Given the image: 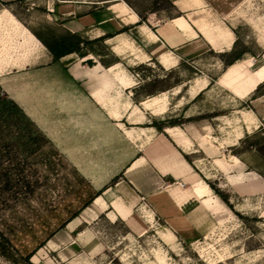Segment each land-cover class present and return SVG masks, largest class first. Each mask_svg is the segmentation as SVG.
I'll return each mask as SVG.
<instances>
[{
    "label": "rangeland",
    "instance_id": "1",
    "mask_svg": "<svg viewBox=\"0 0 264 264\" xmlns=\"http://www.w3.org/2000/svg\"><path fill=\"white\" fill-rule=\"evenodd\" d=\"M90 1L121 2L143 26L148 20L161 23L182 16L179 7L192 8L190 21L232 33L234 43L227 52L203 46L177 60L171 70L156 60L136 64L137 99L167 93L168 110L152 123L163 129L179 127L195 141L191 152L196 154L187 162L228 213L209 215L196 236L176 235L162 221L150 220L140 206L130 220L135 233L125 222L100 215L80 226V235L69 234L60 225L93 192L42 136L14 116L13 126L0 120V264H264V186L258 188L264 185V85L241 99L233 93L264 63V0H199L198 5L185 0L184 6L176 0ZM28 8L24 0L0 3V10H7L41 41L66 36L47 19L44 8ZM86 48L95 52L90 54L95 61H116L104 44ZM228 63L236 64L227 68ZM194 80L205 82L206 89L191 100L186 90ZM175 91L180 94L174 96ZM0 100L10 103L1 90ZM200 137L213 146L202 149ZM231 157L240 165L230 173L242 185H228L229 177L214 164L219 159L231 165ZM17 165L24 169L21 175L14 173ZM7 180L10 189H4Z\"/></svg>",
    "mask_w": 264,
    "mask_h": 264
},
{
    "label": "crops",
    "instance_id": "2",
    "mask_svg": "<svg viewBox=\"0 0 264 264\" xmlns=\"http://www.w3.org/2000/svg\"><path fill=\"white\" fill-rule=\"evenodd\" d=\"M24 1L29 11L44 8L47 19L65 34L85 41L108 36L103 44L116 58L107 66L90 54L82 59L71 54L54 62L22 22L7 10H0L1 93L89 189L100 193L66 224L69 234L80 235V226L100 215L125 222L135 233L137 228L130 220L139 206L149 213L150 220L162 221L173 233L184 237L201 234L209 215H226V208L187 162L196 154L191 152L195 141L179 127L158 132L151 126L167 112L169 99L167 93L137 99L136 64L156 60L162 68L171 70L177 60L194 50L200 52L203 46L217 53L227 52L234 43L232 33L204 21H190L187 14L195 11L192 8L179 7L182 16L161 23L148 20L143 26L121 2ZM185 2L176 0L178 6ZM87 60L92 64L87 65ZM252 77L250 72L234 90L236 97L244 98L264 83L259 81L251 88L248 81ZM205 89V82L194 80L186 95L193 100ZM175 92L174 96L180 94ZM207 139L200 137L204 150L205 145L213 146ZM233 158L231 165L219 159L214 164L231 178L226 179L228 185H242L236 183L239 177L230 173L231 168L240 165ZM48 244L52 245L50 241Z\"/></svg>",
    "mask_w": 264,
    "mask_h": 264
},
{
    "label": "trees",
    "instance_id": "3",
    "mask_svg": "<svg viewBox=\"0 0 264 264\" xmlns=\"http://www.w3.org/2000/svg\"><path fill=\"white\" fill-rule=\"evenodd\" d=\"M142 22H143V20L140 18L138 24L141 25ZM122 32H124V31H122ZM35 37L42 43V45L51 54L54 62L58 61L59 59L65 57V56L71 55V54H75L76 56H78L81 59L87 57L89 54H95V52L91 48L88 49L86 47H88V46L90 47L93 44H103L104 41L106 40V38H108V36H106V37H102V38L96 39L94 41H85V40L81 39L77 35H71L69 33H66L65 37H60V38L54 39L51 43H46L44 41H41V39L39 37H37V36H35ZM80 45H82V47L85 48L86 51H83V49L80 47ZM100 63L103 66H107V65L103 64L102 61H100ZM236 63H238V62H236ZM236 63H234V64H236ZM86 64L87 65H91L92 64L91 60H87ZM234 64L233 63H228L227 64V66H228L227 68L233 66ZM261 85H264V83L258 85L256 87V89L252 93L257 91L259 86H261ZM0 111H1L0 112V120L4 121V123L7 122V123H10L12 125L13 122H12V118L11 117L18 116L19 118L24 120V123H25L26 127L32 128L35 133L39 134L37 132V130L33 127V125L24 117V115L20 112V110L12 102L6 103V102H3V101L0 100ZM151 126L153 128H155L158 132H162L163 127H161V124L157 125L155 123H152ZM168 128H170V127H168ZM19 130L21 131V129H19ZM23 172H24V169L21 168L19 165H17V167L14 169V173L16 175H21ZM8 175H9L8 171L6 173H4L5 177H8ZM8 180H9V177H8ZM8 180L5 182L6 185L4 186V189H8V188L10 189V185L11 184L8 183ZM116 180H117V178L113 179L112 182H111V185ZM13 186L17 187L18 184L17 185H13ZM27 186H28V183L26 184V187ZM99 195H100V193H92V195L86 201H84L82 203V206L76 212L72 213L71 216L65 222H63L60 225L59 229L64 228L67 223H69L71 220L76 218L79 215V213L83 209L88 207L91 204V202L93 201V199L95 197L99 196ZM51 237H52V235H50V237L47 238V241L50 240ZM41 247H42V245H39V248H41ZM31 256H32V254H29L28 256H26V258H25L26 261H28V259Z\"/></svg>",
    "mask_w": 264,
    "mask_h": 264
},
{
    "label": "bare ground",
    "instance_id": "4",
    "mask_svg": "<svg viewBox=\"0 0 264 264\" xmlns=\"http://www.w3.org/2000/svg\"><path fill=\"white\" fill-rule=\"evenodd\" d=\"M251 73L253 77L250 81H248L249 87L252 88L259 81H264V66L262 67L257 66L255 69L251 71ZM233 159H234V163H237L236 158H233ZM201 184L203 185L204 188L206 187L204 183H201Z\"/></svg>",
    "mask_w": 264,
    "mask_h": 264
}]
</instances>
